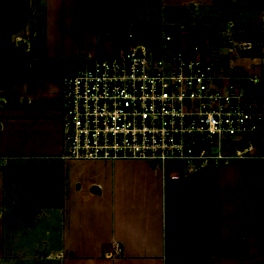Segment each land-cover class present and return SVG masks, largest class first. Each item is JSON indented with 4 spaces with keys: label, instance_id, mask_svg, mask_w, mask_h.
<instances>
[{
    "label": "crops",
    "instance_id": "1",
    "mask_svg": "<svg viewBox=\"0 0 264 264\" xmlns=\"http://www.w3.org/2000/svg\"><path fill=\"white\" fill-rule=\"evenodd\" d=\"M196 1L0 0V264H264V143L198 171L61 157L64 77L163 46Z\"/></svg>",
    "mask_w": 264,
    "mask_h": 264
},
{
    "label": "built area",
    "instance_id": "2",
    "mask_svg": "<svg viewBox=\"0 0 264 264\" xmlns=\"http://www.w3.org/2000/svg\"><path fill=\"white\" fill-rule=\"evenodd\" d=\"M172 41L159 50L130 42L64 77L63 159L173 161L198 171L246 157L250 148L238 144L260 132V106L214 61Z\"/></svg>",
    "mask_w": 264,
    "mask_h": 264
},
{
    "label": "rangeland",
    "instance_id": "3",
    "mask_svg": "<svg viewBox=\"0 0 264 264\" xmlns=\"http://www.w3.org/2000/svg\"><path fill=\"white\" fill-rule=\"evenodd\" d=\"M224 1L228 0H216L217 4L214 6L213 0H197L196 5L201 6L203 3V8L198 11L197 8L185 7L173 14L171 23L175 24L173 27L177 29L174 32L166 29L164 36H172L175 44L180 41L178 48L196 49L205 58L210 56L219 58L215 63L221 74L239 82L244 91L260 106L264 117V0H249L246 4L236 2L233 7ZM191 3H195V0H191ZM210 11L211 16H208L206 13ZM146 42H149V38ZM149 43L146 46L154 50L162 48L151 44L152 42ZM137 44L144 45L139 42ZM38 46L44 51L45 41L39 42ZM263 143L264 118L260 132L253 138L252 148L249 147L251 149L244 155L261 154ZM235 160L236 158L229 159L228 162ZM216 164L221 166L224 161L218 160ZM208 176L200 172L196 180L199 184H205L210 179ZM218 251L220 250L217 249L216 252ZM221 252L222 255H233L239 251L224 249Z\"/></svg>",
    "mask_w": 264,
    "mask_h": 264
},
{
    "label": "water",
    "instance_id": "4",
    "mask_svg": "<svg viewBox=\"0 0 264 264\" xmlns=\"http://www.w3.org/2000/svg\"><path fill=\"white\" fill-rule=\"evenodd\" d=\"M19 45H23V43L19 42ZM238 147L240 150H243L245 148L251 147V143L249 141L244 140L238 144Z\"/></svg>",
    "mask_w": 264,
    "mask_h": 264
}]
</instances>
